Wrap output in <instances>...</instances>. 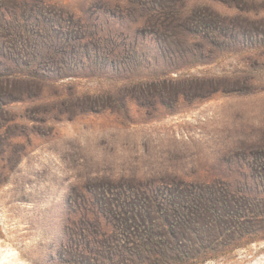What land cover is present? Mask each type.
<instances>
[{"label": "rangeland", "instance_id": "1", "mask_svg": "<svg viewBox=\"0 0 264 264\" xmlns=\"http://www.w3.org/2000/svg\"><path fill=\"white\" fill-rule=\"evenodd\" d=\"M182 1L245 37L139 40L130 71L7 85L0 264H264V0Z\"/></svg>", "mask_w": 264, "mask_h": 264}, {"label": "trees", "instance_id": "2", "mask_svg": "<svg viewBox=\"0 0 264 264\" xmlns=\"http://www.w3.org/2000/svg\"><path fill=\"white\" fill-rule=\"evenodd\" d=\"M98 2L103 4L102 15L107 18L90 21L58 9L50 0H0V83L6 84L1 94L4 96L0 98V112L16 101L6 99L11 95L7 85H32L89 76L109 65L117 72L130 71L133 62L128 58L138 53L139 40L152 44L164 56L170 49L181 54L184 44L204 49L208 43L221 44L214 40L215 37L235 39L234 36L246 35L241 26L236 34L230 30L228 16L207 13L206 7L186 9L182 0ZM124 10H128L131 17L128 26L119 16ZM254 31L264 35V30ZM188 36L196 38V43L185 41ZM5 123H0V128ZM8 132L0 130L2 140L6 141ZM92 210L98 212L95 208ZM176 211L171 217H178ZM167 248L175 249L170 245ZM198 262L200 260L194 258L187 264Z\"/></svg>", "mask_w": 264, "mask_h": 264}]
</instances>
